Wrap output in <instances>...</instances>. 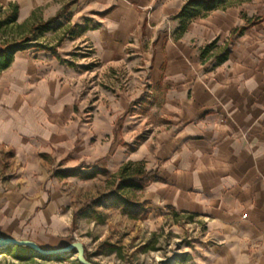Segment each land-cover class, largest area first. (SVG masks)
I'll use <instances>...</instances> for the list:
<instances>
[{"label":"crops","instance_id":"0c3cea01","mask_svg":"<svg viewBox=\"0 0 264 264\" xmlns=\"http://www.w3.org/2000/svg\"><path fill=\"white\" fill-rule=\"evenodd\" d=\"M188 1L0 0L18 6L27 33L68 8L42 39L52 49L17 52L0 69V167L11 171L0 236L67 246L57 179L82 161L85 176L100 172L93 180L144 162L150 216L204 228L194 264H264V0L216 9L180 35ZM71 44L87 66L68 59Z\"/></svg>","mask_w":264,"mask_h":264},{"label":"rangeland","instance_id":"374dc122","mask_svg":"<svg viewBox=\"0 0 264 264\" xmlns=\"http://www.w3.org/2000/svg\"><path fill=\"white\" fill-rule=\"evenodd\" d=\"M6 16L7 12L0 9V42L13 41L26 36L27 32L22 27L2 25ZM64 30L65 28H60L55 34L59 37ZM69 50H71L69 60L82 62L83 66H87L85 64L89 60H82L85 56L84 52L87 51L75 48V44H71ZM90 62L93 61L90 60ZM89 89L91 96L87 99L90 102L99 91L94 85ZM80 93L82 99L80 111L83 118V115L88 113L89 107H83L86 105L85 102L83 103V88ZM104 96H107L106 92ZM81 148L79 149L80 154H83V143ZM68 161L70 160H66L65 163ZM73 164L71 161V166ZM64 165L67 166L68 163ZM60 166L63 168V164ZM62 168L57 166V171H62ZM72 172L79 173L73 176L70 175ZM96 172L89 171L88 174ZM10 173L9 169L0 167V184L11 175ZM101 173V176L94 180L87 179L89 175L83 174L82 161V165L77 169L65 171L66 178L57 179L56 189L61 191L63 198L62 211L66 217L67 214L70 216L67 231L56 237L58 242L67 243V246L74 242L83 243L91 259L99 264H194L191 258L196 253L195 247L201 246L204 238L202 234L204 228L201 224H199L200 231L197 232L191 225H188L192 223L191 220L185 223L180 220L175 223L159 215L150 216L151 212L146 214L144 210L138 214L125 211L111 197L114 189L113 175L106 172ZM137 199L144 202L141 193H137ZM183 259L184 263L181 261ZM75 260L76 257L73 256L62 261L41 260L38 264H73ZM11 261V256L0 255V264H7Z\"/></svg>","mask_w":264,"mask_h":264},{"label":"trees","instance_id":"16d2710c","mask_svg":"<svg viewBox=\"0 0 264 264\" xmlns=\"http://www.w3.org/2000/svg\"><path fill=\"white\" fill-rule=\"evenodd\" d=\"M244 0H189L177 18L180 21L179 33L182 35L189 23L197 18L205 17L210 12L226 8ZM0 9L7 12L5 20L2 25H16L18 16V6L11 4L8 7L0 6ZM68 8H64L56 17L51 18L48 21L35 24L31 27L26 36L13 41L0 42V69H4L9 66L15 53L24 51L31 47H37L40 49H52L48 44H44L43 38H46V34L54 31L53 24L67 12ZM241 33L242 31H238ZM218 40L207 45L201 50L202 58H208L212 52L218 47ZM228 57V50H222V55L218 58V62H223ZM79 172H72L70 175H77ZM97 173L88 174V178L94 177ZM114 189L111 193V197L114 202L122 206L125 211H131L133 214H138L141 210H144L146 214L151 211L147 209V203L140 202L137 199V193H141L144 187L152 180L153 174L145 170L144 162H129L124 164L120 170L112 176ZM136 211V212H135ZM146 217V216H145ZM6 254L11 256L12 261L7 264H38L39 261L56 260L62 261L70 259L75 256L71 253L62 254L56 256H43L38 252L27 246H11L4 250H0V255ZM88 261L94 262L87 251H85ZM76 257V256H75ZM73 264H80L76 258Z\"/></svg>","mask_w":264,"mask_h":264},{"label":"water","instance_id":"95a60500","mask_svg":"<svg viewBox=\"0 0 264 264\" xmlns=\"http://www.w3.org/2000/svg\"><path fill=\"white\" fill-rule=\"evenodd\" d=\"M11 246H27L38 252L43 256H56L62 254H69L72 252L76 256L80 264H95L87 260L85 254V246L81 242H74L68 246L59 249H45L42 248L38 243L31 240H18L11 237L0 236V250H4Z\"/></svg>","mask_w":264,"mask_h":264}]
</instances>
